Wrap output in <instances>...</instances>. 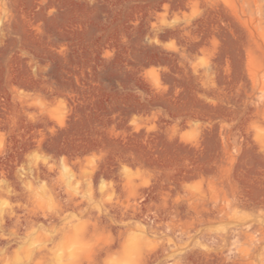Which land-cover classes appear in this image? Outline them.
Instances as JSON below:
<instances>
[{
	"label": "rangeland",
	"instance_id": "rangeland-1",
	"mask_svg": "<svg viewBox=\"0 0 264 264\" xmlns=\"http://www.w3.org/2000/svg\"><path fill=\"white\" fill-rule=\"evenodd\" d=\"M0 264H264V0H0Z\"/></svg>",
	"mask_w": 264,
	"mask_h": 264
}]
</instances>
